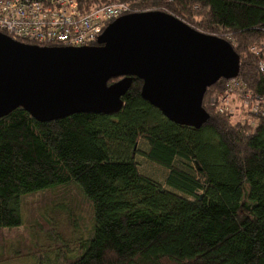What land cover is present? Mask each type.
<instances>
[{
	"label": "trees",
	"instance_id": "trees-1",
	"mask_svg": "<svg viewBox=\"0 0 264 264\" xmlns=\"http://www.w3.org/2000/svg\"><path fill=\"white\" fill-rule=\"evenodd\" d=\"M157 10L225 38L239 56L238 78L264 85L252 48L264 55V0H81ZM229 38V39H227ZM115 80L108 81V84ZM198 129L168 121L133 79L116 114L78 113L38 122L18 108L0 118V230L22 224V198L73 184L92 227L62 264H264V117L232 121L206 106ZM167 170L166 189L137 167Z\"/></svg>",
	"mask_w": 264,
	"mask_h": 264
},
{
	"label": "water",
	"instance_id": "water-1",
	"mask_svg": "<svg viewBox=\"0 0 264 264\" xmlns=\"http://www.w3.org/2000/svg\"><path fill=\"white\" fill-rule=\"evenodd\" d=\"M239 61L224 39L157 10L114 19L84 47L38 46L0 32V118L18 108L38 122L116 114L139 79L141 98L164 118L198 129L209 118L206 89L237 77Z\"/></svg>",
	"mask_w": 264,
	"mask_h": 264
},
{
	"label": "built area",
	"instance_id": "built-area-1",
	"mask_svg": "<svg viewBox=\"0 0 264 264\" xmlns=\"http://www.w3.org/2000/svg\"><path fill=\"white\" fill-rule=\"evenodd\" d=\"M81 6V0H0V32L38 46H91L107 24L133 12L124 3ZM252 51L264 85V55ZM211 107L240 123H253L264 117V93L253 92L235 77L225 80Z\"/></svg>",
	"mask_w": 264,
	"mask_h": 264
},
{
	"label": "rangeland",
	"instance_id": "rangeland-1",
	"mask_svg": "<svg viewBox=\"0 0 264 264\" xmlns=\"http://www.w3.org/2000/svg\"><path fill=\"white\" fill-rule=\"evenodd\" d=\"M224 86L225 82L222 89ZM218 93L206 96V106L213 111L211 103ZM146 150V143L139 141L138 170L171 190L164 183L167 170L148 161L143 155ZM91 227L89 205L73 184L26 195L22 198V224L0 230V264H62L78 255L79 243L88 237Z\"/></svg>",
	"mask_w": 264,
	"mask_h": 264
},
{
	"label": "flooded vegetation",
	"instance_id": "flooded-vegetation-1",
	"mask_svg": "<svg viewBox=\"0 0 264 264\" xmlns=\"http://www.w3.org/2000/svg\"><path fill=\"white\" fill-rule=\"evenodd\" d=\"M96 44V43H95Z\"/></svg>",
	"mask_w": 264,
	"mask_h": 264
}]
</instances>
